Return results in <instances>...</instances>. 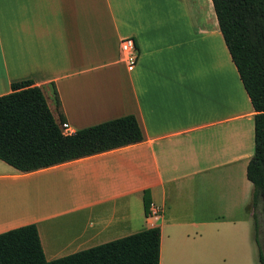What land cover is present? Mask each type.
I'll list each match as a JSON object with an SVG mask.
<instances>
[{
  "label": "crops",
  "instance_id": "crops-1",
  "mask_svg": "<svg viewBox=\"0 0 264 264\" xmlns=\"http://www.w3.org/2000/svg\"><path fill=\"white\" fill-rule=\"evenodd\" d=\"M20 80L58 126L132 114L142 139L32 171L0 160V233L34 224L51 260L157 226L158 264H244L253 109L211 0H0V95Z\"/></svg>",
  "mask_w": 264,
  "mask_h": 264
},
{
  "label": "trees",
  "instance_id": "trees-1",
  "mask_svg": "<svg viewBox=\"0 0 264 264\" xmlns=\"http://www.w3.org/2000/svg\"><path fill=\"white\" fill-rule=\"evenodd\" d=\"M211 2L230 59L253 109V153L245 174L252 185L251 207L255 209L260 204L264 227V0ZM141 139L132 114L63 135L41 89L31 80L12 82L10 91L0 95V160L19 171L36 170ZM149 202L144 192V213ZM255 219L254 213V229ZM158 259L157 226L51 260L44 258L34 224L0 233V264H158ZM257 259L264 264L260 250Z\"/></svg>",
  "mask_w": 264,
  "mask_h": 264
},
{
  "label": "built area",
  "instance_id": "built-area-1",
  "mask_svg": "<svg viewBox=\"0 0 264 264\" xmlns=\"http://www.w3.org/2000/svg\"><path fill=\"white\" fill-rule=\"evenodd\" d=\"M137 51L138 50L133 37L123 36L119 38L117 58L118 61L123 63L129 70L135 66ZM59 128L63 135H70L74 132L65 121L59 124ZM144 214L145 217L149 220L150 218L157 217L160 214V209L152 202H149L148 208Z\"/></svg>",
  "mask_w": 264,
  "mask_h": 264
},
{
  "label": "rangeland",
  "instance_id": "rangeland-1",
  "mask_svg": "<svg viewBox=\"0 0 264 264\" xmlns=\"http://www.w3.org/2000/svg\"><path fill=\"white\" fill-rule=\"evenodd\" d=\"M258 205L260 206V204ZM259 206L257 207L255 212V216H256L255 220L257 227L255 229L253 228V235H254V239L256 240L254 242L251 241L252 244L251 254L249 257H247L244 264H259L257 259L259 250L264 258V227L262 225L263 216ZM252 226H253V220H252Z\"/></svg>",
  "mask_w": 264,
  "mask_h": 264
}]
</instances>
